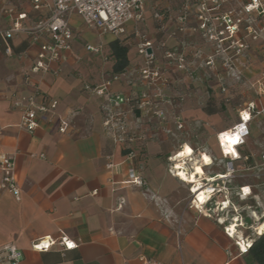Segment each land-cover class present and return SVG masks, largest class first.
Returning a JSON list of instances; mask_svg holds the SVG:
<instances>
[{
  "label": "crops",
  "instance_id": "0c3cea01",
  "mask_svg": "<svg viewBox=\"0 0 264 264\" xmlns=\"http://www.w3.org/2000/svg\"><path fill=\"white\" fill-rule=\"evenodd\" d=\"M167 1L176 2L147 0L145 22L139 26L153 42L156 64L169 80L166 93L174 106L166 107L164 124L151 120L146 107H140L149 90L140 76L145 61L138 53L133 24L128 27L132 43L129 66L120 75L113 73L115 61L110 49L117 38L82 26L76 15L70 20L74 31L71 50L66 60L49 72L32 74L40 42L30 36L19 34L10 40L12 55H6L0 45V153L14 158L21 191L17 200L2 189L0 171V248L15 245L22 250L21 264H139L141 256L161 264H258L248 255L238 254L236 240L227 235L223 223L231 207L222 212L221 206L226 201L234 206L232 201L241 195L242 188L250 189V196L240 197L241 205L261 201L259 181L249 180L264 177L261 119L257 116L252 121L250 136L238 147L239 157L224 158L218 135L239 122L241 110L234 121L224 116L218 101L213 104L211 96L219 100L222 94L220 81L208 80L213 67L206 61L212 43L191 30L177 32V16L162 6ZM5 5L26 12L28 25L41 18L27 0H0V9ZM156 11H161L165 20L153 27ZM9 23L0 13V28H8ZM94 32L106 40L91 42L88 35ZM162 42L166 48L159 47ZM88 45L101 47V53L87 51ZM166 51L186 53L190 70L180 71L170 64ZM195 51L200 52V58L194 59ZM214 75L219 77L217 72ZM106 83L111 94L132 100L131 106L125 107L132 130H137V120L142 119L137 130L142 142L131 159L104 128V101L95 89ZM32 96L38 101L42 96L57 100L59 106L51 122H41L30 132L21 124L22 109L15 105ZM174 114L184 123L182 131L176 127ZM59 117L70 122L67 134L58 130ZM195 129L210 135L209 144L202 136L199 140L190 136ZM180 152L186 157L177 161L185 163L187 175L197 172L199 182L224 186L227 191L214 195L204 207L192 204L190 188L195 183L176 176L172 167ZM230 162L234 169L231 175L226 169ZM131 167L142 177V186L128 183ZM198 199L201 203L206 200ZM62 234L78 247L67 251L54 246L45 252L32 248L39 239H58Z\"/></svg>",
  "mask_w": 264,
  "mask_h": 264
},
{
  "label": "built area",
  "instance_id": "2783aa9c",
  "mask_svg": "<svg viewBox=\"0 0 264 264\" xmlns=\"http://www.w3.org/2000/svg\"><path fill=\"white\" fill-rule=\"evenodd\" d=\"M27 1L31 4L34 11L41 13V18L33 25L26 23L28 19L26 12L18 11L14 7H7V5L0 9V13L8 17L10 22L8 28H0V45L4 46L6 55H12L10 40L16 35L26 34L33 41L40 42L39 51L31 69L32 74L39 75L51 71L54 65H58L66 60V55L71 50L74 39V31L70 25L72 16H79L86 27L96 29L101 35H112L129 48L132 46V43L128 35V27L130 24H133L135 25L136 36L139 39L138 53L145 61L144 66L140 70V76L149 90V94L145 93L142 96L140 107H146L151 120H155L158 124L167 122L168 115L166 107L174 106V101L166 93L169 80L156 64L153 42L139 30V26L145 22L147 0ZM228 2L231 4V9L223 11L224 5ZM183 8L182 15L176 18L177 32L186 34L188 30H191L199 33L203 38L209 35V40H213L217 45L214 54L207 58L206 65L209 67L217 68L219 65L224 68H230L231 70L237 69L234 62L229 59L230 57H223V55L227 51L233 50L234 57H236L241 50L249 48V44L243 42V37L240 34L242 26L244 27L245 35L250 40H264V0H243V12L248 17L245 23H243V19L239 16L238 0H185ZM45 10L47 12L44 14ZM191 16H194L196 21L194 25L190 24ZM154 19L162 25L165 20V15L161 11H156L154 13ZM159 47L166 48V43L162 42ZM86 49L95 54L101 53V47L88 45ZM149 51L151 52L149 53ZM193 57L194 59L200 58V52L194 54ZM165 58L170 64H175L176 68L180 71L187 72L190 70L186 53L166 51ZM219 81L220 90L222 93H225L226 87L223 85V80L220 78ZM33 86L38 88L35 84ZM109 86L110 84L106 83L95 89L96 95L104 101V128L110 138L116 144L120 145L124 151H127V157L131 159L136 157V146L142 142V137L137 131L140 129L142 119L137 120V130H132L125 118V107L131 106L132 100L123 95L111 94ZM39 94L38 90L36 95ZM15 106L21 108L23 111L22 126L28 131L33 132L39 127L41 122L52 121L57 115L59 102L44 96L38 101L35 96H32L23 99L22 102L16 103ZM263 113L264 108L259 109L254 101L249 102L239 112V122L228 131L218 135V142L224 158L233 160L239 157L238 147L243 145L250 136V125L252 121ZM173 118L177 129L182 131L184 129V123L181 117L174 114ZM69 128L70 122L59 117V132L61 134H67ZM240 128L244 130L239 131ZM166 132L169 133L170 131L168 130ZM227 133L230 136L239 135L240 137V142L235 146L236 153L233 156L228 155L224 149L222 139ZM261 159L264 164V153L261 155ZM173 163L172 167L175 170V174L179 176L177 164H180L181 161H175ZM179 166L181 170L187 172L185 163H181ZM226 169L229 175L234 172L231 162L226 165ZM0 171L3 175L1 188L19 200L21 191L16 181V164L14 158L0 153ZM128 175V183L136 186H142L144 184L142 177L135 168H129ZM202 186L203 191L207 194L204 203L198 201V194H195L193 191V186L190 188L191 194L193 195L191 202L196 207H204L211 201L214 195L227 191L226 187H219L218 185H214V183L211 185L202 183ZM244 189H241V198L250 196L246 195ZM226 202L229 206V201ZM226 202H222V211L227 206ZM223 223L225 224V222ZM233 225L237 224L231 223L226 225L225 231L230 238H235L239 251L238 254L240 256L248 255L253 240L248 236L245 237L243 234H239V230H237V228H240L239 225L234 235L231 230ZM54 246H61L68 251L77 248L78 243L62 234L58 239L51 237L39 239L33 243L32 248L36 251L45 252ZM23 259L24 254L22 250L15 245H7L0 248V264H21ZM139 264L161 263L157 260L141 256L139 258Z\"/></svg>",
  "mask_w": 264,
  "mask_h": 264
},
{
  "label": "rangeland",
  "instance_id": "374dc122",
  "mask_svg": "<svg viewBox=\"0 0 264 264\" xmlns=\"http://www.w3.org/2000/svg\"><path fill=\"white\" fill-rule=\"evenodd\" d=\"M183 0H176L169 4V2H164L162 6L164 9H170L177 17L183 13ZM169 7V8H168ZM162 8V7H161ZM231 9V4L228 2L224 5L223 11ZM238 10L239 16L243 19L245 23L248 17L243 12V0H238ZM153 27L158 26V22L153 20ZM82 26L86 27L83 22ZM87 28V27H86ZM196 33V32H195ZM241 36L243 37V42L249 44L248 49L241 50L238 56L234 57V51H227L223 57L231 59L232 62L237 66V69L231 70L230 68H224L217 66L213 67L212 72L219 75L216 77L212 72H209V81H219L220 78L223 80V85L226 87V92L222 93L221 99L217 100L211 96V100L214 102L218 101V107L224 116L228 119L236 121L239 110H243L249 102L254 101L259 109L264 108V40L258 39L257 41L250 40L244 32V27H241ZM90 41L93 43H98L102 40H106V37H102L94 33H89ZM208 42L212 43V52L210 56L214 54V51L217 49V45L213 40H209V35L205 38ZM219 50V49H218ZM221 51V50H220ZM198 51H195L196 54ZM220 62V60H219ZM255 74V75H254ZM254 78V79H253ZM209 91H211L208 88ZM258 93V95H257ZM261 95H260V94ZM260 95V96H259ZM215 102L213 104H215ZM261 128H264V113L260 116ZM259 121V120H258ZM190 136L194 137L195 140H199L202 136V140L209 144L210 135L202 132V130L195 129L190 131ZM188 137V135H186ZM188 166V165H187ZM190 167V166H189ZM264 173V168H262ZM250 181H259V191H260V202L252 206L241 205L240 196L234 197L233 204L229 202L231 209H228L225 213L227 220L225 225L235 223L240 225V228H237L239 232H243L245 236L250 237L252 240H255L258 236L256 227L260 222H264V177L263 178H254L249 179ZM251 204L253 201H246ZM255 210L256 212L254 213ZM226 211V210H224ZM223 212V211H222ZM245 219H249V222H246ZM259 219V220H257ZM260 221V222H259Z\"/></svg>",
  "mask_w": 264,
  "mask_h": 264
},
{
  "label": "trees",
  "instance_id": "16d2710c",
  "mask_svg": "<svg viewBox=\"0 0 264 264\" xmlns=\"http://www.w3.org/2000/svg\"><path fill=\"white\" fill-rule=\"evenodd\" d=\"M110 49L114 58L113 73L120 75L124 73L129 66V47L122 44L119 40H114L110 43ZM248 256L258 264H264V234L258 235L253 240L249 249Z\"/></svg>",
  "mask_w": 264,
  "mask_h": 264
},
{
  "label": "bare ground",
  "instance_id": "6f19581e",
  "mask_svg": "<svg viewBox=\"0 0 264 264\" xmlns=\"http://www.w3.org/2000/svg\"><path fill=\"white\" fill-rule=\"evenodd\" d=\"M225 136L231 137V136L229 135V133H227V134H225V135L223 136L222 141H223V143H224V149H225V151H226V153H227L228 155L230 154V155L233 156V155L236 153V151H235V146L238 145V144L236 143V144H232V145L228 146V145L226 144L225 139H224ZM236 155H237V154H236ZM184 157H186L185 153L180 152L178 155H176V157H175L173 160L177 161V159H181V158H184ZM236 157H238V156H236ZM206 158H207V159H205V161H206L207 163H210V162H211L210 157H206ZM173 160H172V161H173ZM191 161H192V160H191ZM179 169H180V167H179ZM179 175H180L181 177H183L184 179H186L187 181H189L190 183H195L194 188H193V191H194L195 193H197L198 196H201V197H203V198H207V194H206V192L203 191L202 182H199L200 180H197V172L192 173V175L190 176V175H187V174L185 173L184 170H180ZM245 189L248 190L247 193H246V195H250V189H248V188H245ZM199 192H200V193H199ZM228 207H229V206L227 205L226 208H228ZM257 220H259V219H257ZM259 222H260V221H259ZM257 225H258V226L256 227V231H257V233H258L259 235L264 234V222H260V223L257 224ZM239 226H240V225H239ZM237 227H238V225H233L232 228H231V230H232V232H233L234 235H235V231H236V228H237ZM231 230H230V231H231Z\"/></svg>",
  "mask_w": 264,
  "mask_h": 264
},
{
  "label": "clouds",
  "instance_id": "9594fccd",
  "mask_svg": "<svg viewBox=\"0 0 264 264\" xmlns=\"http://www.w3.org/2000/svg\"><path fill=\"white\" fill-rule=\"evenodd\" d=\"M243 130H244L243 128H240V129H239V131H243ZM224 139H225L226 144H227L228 146L240 142V137H239V135H235V136H231V137L225 136Z\"/></svg>",
  "mask_w": 264,
  "mask_h": 264
},
{
  "label": "flooded vegetation",
  "instance_id": "af4514ba",
  "mask_svg": "<svg viewBox=\"0 0 264 264\" xmlns=\"http://www.w3.org/2000/svg\"><path fill=\"white\" fill-rule=\"evenodd\" d=\"M196 23L195 19H194V16H191L190 17V24L191 25H194Z\"/></svg>",
  "mask_w": 264,
  "mask_h": 264
},
{
  "label": "snow or ice",
  "instance_id": "6c2138e0",
  "mask_svg": "<svg viewBox=\"0 0 264 264\" xmlns=\"http://www.w3.org/2000/svg\"><path fill=\"white\" fill-rule=\"evenodd\" d=\"M245 118H246V117H245ZM205 159H207V158H205ZM244 191H245V193H247L248 190H247V189H244ZM69 247H71V245H69Z\"/></svg>",
  "mask_w": 264,
  "mask_h": 264
},
{
  "label": "water",
  "instance_id": "95a60500",
  "mask_svg": "<svg viewBox=\"0 0 264 264\" xmlns=\"http://www.w3.org/2000/svg\"><path fill=\"white\" fill-rule=\"evenodd\" d=\"M151 51H149V53H150Z\"/></svg>",
  "mask_w": 264,
  "mask_h": 264
}]
</instances>
